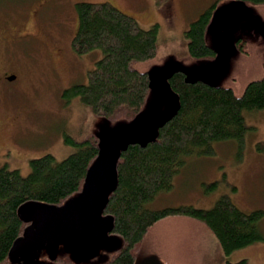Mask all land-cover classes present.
Segmentation results:
<instances>
[{"label":"rangeland","instance_id":"rangeland-1","mask_svg":"<svg viewBox=\"0 0 264 264\" xmlns=\"http://www.w3.org/2000/svg\"><path fill=\"white\" fill-rule=\"evenodd\" d=\"M77 1L82 0H0V166L26 175L30 159L44 153L61 159L73 151L64 135L81 138L90 129L102 147L88 168L83 189L60 205L32 201L18 208L24 219L33 217L32 222L53 214L65 216L78 204L96 199L88 188L108 195L116 182L117 148L129 140L154 137L158 123L176 108V95L165 79L168 71L182 68L189 78L228 85L236 92L263 72L262 6L221 1L205 31V41L217 50L216 56L196 58L187 51L185 31L214 0H85L109 2L141 28L158 24L157 55L148 65L153 86L137 115L128 119L96 115L78 97L63 94L66 87L87 82L89 70L103 54L100 48L78 54L71 46ZM12 73L16 79L7 80ZM244 119L247 129L240 150L234 141L226 140L214 143L212 155L187 157L173 175L171 187L147 206L208 209L226 196L244 212L264 210V108L246 111ZM103 219L100 216L99 222ZM257 224L264 233V214ZM156 230L143 240L134 264H170L162 254L169 253V244L177 245L176 257L184 264H224L241 258L248 264H264V240L224 254L212 233L183 219L166 220ZM118 245L101 249L84 264L102 261Z\"/></svg>","mask_w":264,"mask_h":264},{"label":"trees","instance_id":"trees-1","mask_svg":"<svg viewBox=\"0 0 264 264\" xmlns=\"http://www.w3.org/2000/svg\"><path fill=\"white\" fill-rule=\"evenodd\" d=\"M221 1L214 0L185 31L187 51L196 58L216 56L217 50L205 41V31ZM239 1L264 8V0ZM75 9L73 50L81 54L100 48L103 54L89 70L87 82L66 87L64 96L78 97L96 115L133 118L153 86L148 65L157 55L158 24L141 28L132 16L109 2L77 1ZM165 79L176 95V108L157 125L154 137L127 141L117 151L116 182L103 213L110 218L112 231L122 244L99 264H134L143 240L152 237L158 225L169 219H183L212 233L224 254L264 240L257 224L264 210L244 212L226 196L208 209L147 206L171 187L173 175L187 157L212 155L214 143L226 140L242 148L247 129L244 113L264 108V66L262 75L250 80L241 92L207 79L189 78L182 68L168 71ZM64 141L73 146V151L61 159L50 153L30 159L26 175L0 166V264H10L13 242L25 229L27 222L18 213L22 204L39 201L60 205L81 190L88 168L98 157L99 137L90 129L81 138L65 134ZM237 154L240 157L241 152ZM178 259L175 257L174 264H184L181 257ZM224 264L248 262L241 258Z\"/></svg>","mask_w":264,"mask_h":264},{"label":"water","instance_id":"water-1","mask_svg":"<svg viewBox=\"0 0 264 264\" xmlns=\"http://www.w3.org/2000/svg\"><path fill=\"white\" fill-rule=\"evenodd\" d=\"M11 78L13 77L10 76L9 79ZM134 140H139V139H133L129 141H134ZM117 149H119V147ZM101 152H102V147L100 146V151L98 156L101 154ZM84 184L85 182L83 183L82 189L84 187ZM87 190L96 196V199H94L95 201L92 200L91 202H82L78 204L72 211L68 212L65 216L59 214L45 216L41 218L42 220L40 222L44 224V220H45V223L47 224L45 230L49 228V230L52 233V239L55 238L58 241L64 240V241H73L75 243H78V244H62L64 250L66 251L73 250L72 255L75 257V259L90 258L93 255H95L100 248L99 246L100 244H98L95 241V234L87 230L89 229V226H91L92 224L95 225L99 223V219L102 210L104 208V205L107 201L108 195H105V193H98L97 191H94L92 188H88ZM36 228H38V232H39L38 234L43 232L41 229H39L38 224H36ZM27 230L31 234L32 231L31 226H27L25 227L21 235L27 236L28 235L26 232ZM45 235H50V234L46 233ZM20 237L21 236H18L15 239V241L13 242V246L10 250V258L12 262H14L13 255L15 254L14 253L15 248H18V251L21 254H23L25 257L26 254H28L27 252H32V254L29 255L31 257L30 260H32L37 255L38 253L37 250L40 247H42V244H23V243L19 244L17 247L16 240ZM31 245H33V247L35 248H31L30 247ZM58 245L59 244H44L45 251L48 252L51 259H54ZM146 264H156V263L148 262Z\"/></svg>","mask_w":264,"mask_h":264},{"label":"flooded vegetation","instance_id":"flooded-vegetation-1","mask_svg":"<svg viewBox=\"0 0 264 264\" xmlns=\"http://www.w3.org/2000/svg\"><path fill=\"white\" fill-rule=\"evenodd\" d=\"M13 76L16 79V74ZM8 78L6 76L7 80ZM101 216L104 217L103 221H100L98 224H95V225L92 224L91 226H89V229L87 230L95 234V241L98 244H100L99 245L100 248L98 252L92 257L87 258V259H75V257L72 255L73 250L66 251L64 250L63 245H62V244H78V243H75L73 241H64V240L58 241L55 238L52 239V233L49 230V228L45 230V227L47 225L45 223V220H44V224H45L44 225L40 223L42 220L41 218L34 222H32L33 217L30 216L26 218L27 220L26 219L25 220L27 221V226H31L32 231L30 234L29 231L27 230L26 231L28 234L27 236L20 235L21 237L16 240L17 247L19 244H22V243L23 244H42V247H40L38 250L36 249L38 253L32 260H30L31 257L29 256L32 254V252H27L28 254H26V257H25L23 254H21L18 251V248H15L14 250L15 255L13 257L15 264H30L31 262L36 261V260L43 262V264H59L58 259L60 258L70 259L72 261L71 264H84L85 262H89L92 259H94V257L100 252L101 249H103L104 251H107L108 248H110L113 244H119L115 249L119 248L120 245L122 244V241H121V238L112 231V223L110 221V218L103 213V210H102ZM35 223L38 224L39 229L43 231L42 233L38 234L39 233L38 228H36ZM46 233H49L50 235H45ZM84 233H87V232H84ZM115 236L119 237L120 242L116 241ZM44 244H59L57 251L55 252L54 259H51L48 252L45 251ZM30 247L35 248L33 247V245H31ZM115 249H113L111 252H113ZM109 255L102 261L96 262V263L92 262V264L102 263L109 257Z\"/></svg>","mask_w":264,"mask_h":264},{"label":"crops","instance_id":"crops-1","mask_svg":"<svg viewBox=\"0 0 264 264\" xmlns=\"http://www.w3.org/2000/svg\"><path fill=\"white\" fill-rule=\"evenodd\" d=\"M189 245L190 244H185V247L188 248ZM176 247H177L176 244H169V246H168V248L170 250L169 253H167V252L166 253L165 252L162 253L170 264L176 263L175 261H173L175 259V257L178 255L177 253L179 251V250L176 249ZM176 259H178V258L176 257ZM191 264H193V263L191 262Z\"/></svg>","mask_w":264,"mask_h":264}]
</instances>
